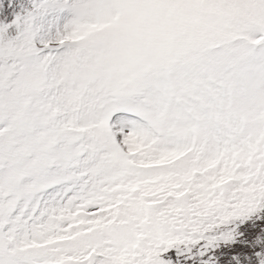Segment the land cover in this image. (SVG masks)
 Listing matches in <instances>:
<instances>
[{
  "label": "snow or ice",
  "instance_id": "obj_1",
  "mask_svg": "<svg viewBox=\"0 0 264 264\" xmlns=\"http://www.w3.org/2000/svg\"><path fill=\"white\" fill-rule=\"evenodd\" d=\"M0 264H264V0H0Z\"/></svg>",
  "mask_w": 264,
  "mask_h": 264
}]
</instances>
